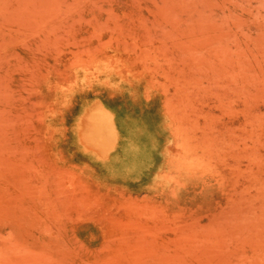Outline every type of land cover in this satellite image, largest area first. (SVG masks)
<instances>
[{
  "label": "rangeland",
  "instance_id": "374dc122",
  "mask_svg": "<svg viewBox=\"0 0 264 264\" xmlns=\"http://www.w3.org/2000/svg\"><path fill=\"white\" fill-rule=\"evenodd\" d=\"M0 264H264V0H0Z\"/></svg>",
  "mask_w": 264,
  "mask_h": 264
}]
</instances>
